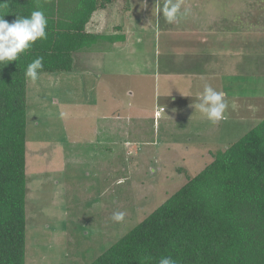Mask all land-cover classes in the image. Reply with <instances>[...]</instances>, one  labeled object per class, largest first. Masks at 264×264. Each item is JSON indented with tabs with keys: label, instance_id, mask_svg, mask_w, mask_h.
<instances>
[{
	"label": "rangeland",
	"instance_id": "obj_1",
	"mask_svg": "<svg viewBox=\"0 0 264 264\" xmlns=\"http://www.w3.org/2000/svg\"><path fill=\"white\" fill-rule=\"evenodd\" d=\"M157 2L129 0L124 40L71 72L27 78L24 264H89L264 118V0H184L176 24ZM205 79L218 124L191 107Z\"/></svg>",
	"mask_w": 264,
	"mask_h": 264
},
{
	"label": "trees",
	"instance_id": "obj_2",
	"mask_svg": "<svg viewBox=\"0 0 264 264\" xmlns=\"http://www.w3.org/2000/svg\"><path fill=\"white\" fill-rule=\"evenodd\" d=\"M110 0H0L9 23L36 10L47 38L0 64V264L25 263V72L69 73L99 36L85 31ZM264 264V118L89 264Z\"/></svg>",
	"mask_w": 264,
	"mask_h": 264
},
{
	"label": "clouds",
	"instance_id": "obj_3",
	"mask_svg": "<svg viewBox=\"0 0 264 264\" xmlns=\"http://www.w3.org/2000/svg\"><path fill=\"white\" fill-rule=\"evenodd\" d=\"M184 0H164L160 6L159 0L156 7L159 8L162 17L168 24H176L187 15L188 10L183 7ZM47 18L43 11H33L30 17H19L12 23L0 16V64L17 61L19 55L31 48L38 40L47 38ZM43 69V57H37L27 67L26 78L36 82L39 72ZM199 102L192 104L212 124H218L225 119L228 103L225 93L213 88L210 84L203 85L202 93H198ZM111 219L114 222H122L125 219L124 212H114ZM159 264H176L169 256L159 259Z\"/></svg>",
	"mask_w": 264,
	"mask_h": 264
},
{
	"label": "crops",
	"instance_id": "obj_4",
	"mask_svg": "<svg viewBox=\"0 0 264 264\" xmlns=\"http://www.w3.org/2000/svg\"><path fill=\"white\" fill-rule=\"evenodd\" d=\"M186 5L188 6L191 4L189 2V4L187 3ZM127 11H129V0H110V2L108 4H106L104 7L96 9L91 14L88 22L86 23L85 31L99 36V39L90 48L82 49L81 51L77 52L76 57L74 59V63L77 64V58L79 56H81L82 54L84 55L85 54L84 52L89 51V53H90V52H93V50L103 52L100 50L99 47H101L102 44L105 42L106 43H116V41L121 42L122 40H124L121 36L123 23H120V22H121L122 18L124 17V14ZM196 13L198 15L196 14L197 17L195 16V18H197V19L194 18L195 21H198V24H201L202 21H199V20H202V19L204 20V22H206V23L202 24V27L200 29H201V32L203 31L205 33V35H208V31L211 32V30H213L211 27L212 26L211 23H209V26H208V21H207L209 19L208 13L206 11L205 12H196ZM203 15H205V17H202ZM195 33L196 32L189 31V30H186L183 32L184 35L189 34L190 36L192 34L194 36ZM217 36H218V34H217ZM184 49L191 51V53L194 54L195 56L198 54V51H199V50H197V52H196V49H192V48H189V49L184 48ZM200 49H202V48H200ZM207 49L208 48H206L205 50H207ZM243 49H244V46H243ZM203 50H204V48H203ZM75 64H74V66H75ZM228 66H229V64L226 65L225 69H227ZM208 67H209V65L207 66V68ZM210 71H211V73L213 72L212 69H210L206 73L209 74ZM209 75H208V77H210ZM212 77H213V73H212ZM213 79H205L206 81H204V82L206 83L207 81H209L208 83H215L218 85L221 81V80L217 79L216 82H214ZM218 91H221V89H218Z\"/></svg>",
	"mask_w": 264,
	"mask_h": 264
}]
</instances>
